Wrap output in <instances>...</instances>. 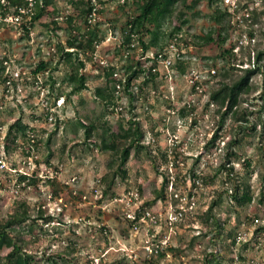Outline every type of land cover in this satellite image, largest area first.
I'll use <instances>...</instances> for the list:
<instances>
[{
    "label": "rangeland",
    "instance_id": "1",
    "mask_svg": "<svg viewBox=\"0 0 264 264\" xmlns=\"http://www.w3.org/2000/svg\"><path fill=\"white\" fill-rule=\"evenodd\" d=\"M134 1L97 0L101 9L94 29L101 41L93 53L98 59L122 73L132 58H149L174 39L178 48H186L173 68L172 89L158 78L143 84L134 101L122 92L114 98L118 114L94 95L96 88L111 92L110 72L98 59L78 51L86 89L73 94L68 76L76 60L72 65L59 61L58 46L67 50L70 36L66 18L81 30L87 24V14L77 16L80 5L76 9L69 0H50L55 19L44 16L30 35L20 27L0 32V58L7 59L9 77V83L0 81V153L7 166L0 170V220L27 211L30 218L16 229L23 232L18 238L34 264H51L48 258L53 264H264V114L258 115L264 67L228 115L223 117L226 105L210 103L214 91L242 74L237 65L250 59V46L243 48L239 41L253 37L255 54L264 48V0L195 5L185 0L157 24L135 32L134 51L121 52V31L128 17L138 14ZM207 36L212 43L202 40ZM39 62L47 63L45 73L34 72ZM143 62L152 64L147 58ZM194 75L202 83L199 94L193 92ZM15 121L26 126L25 137L17 127L10 129ZM90 124L95 129L86 139L82 126ZM119 125L138 127L142 148L130 151L124 179L111 181L115 157L101 149L100 137L108 129L104 138L111 142L110 132H118ZM229 149L236 155L232 171L225 165ZM22 172L35 183L20 181ZM236 186L238 194L249 187V204H236ZM130 190L140 195L135 213L152 212L157 224L145 220L134 229L125 218V206L116 200ZM180 206L183 219L170 232L165 219ZM164 236L168 241L157 254L144 248L147 243L155 248ZM9 251L8 245L0 251V264Z\"/></svg>",
    "mask_w": 264,
    "mask_h": 264
},
{
    "label": "trees",
    "instance_id": "2",
    "mask_svg": "<svg viewBox=\"0 0 264 264\" xmlns=\"http://www.w3.org/2000/svg\"><path fill=\"white\" fill-rule=\"evenodd\" d=\"M71 5H74L76 9H79L81 6V10L79 9V12L77 16L80 18H83L86 14L90 12V1L89 0H69ZM193 4H198L201 0H191ZM9 5L11 6H20L24 3V0H7ZM185 2V0H135L134 3H136V10L138 11V14L134 17H128V20L125 24L124 30L121 31L120 38L123 39V42L117 45V48L122 52L123 49L127 48L130 51H134V47L130 48L129 45L134 40V33H140V30L145 27L146 24H157L159 18H163L166 15L170 14L173 10V8L181 3ZM51 2L50 0H38L35 8L34 13L31 18V21L27 23H23L21 25L22 31H25L26 34L29 35L30 29L36 23L37 21H40L44 16L51 15L50 17L52 19L56 18L57 11L53 10L50 6ZM78 5H80L78 7ZM67 26L69 27V37L66 40V49L61 46H58V53H59V61L69 63L72 65V58L74 57L76 60V64L72 67V72L68 76V80L70 83L74 85L72 89V94L78 91H81L83 89H86V76L85 74L81 73V71L84 69L85 63L80 59H78V51H84L85 54H88L85 50L89 51L91 55L93 54L96 44L101 41L98 37V30L94 29L95 25L89 27L86 23L85 28L82 27V30L79 28L76 23H73V18L67 17L66 18ZM53 24V23H52ZM55 25V24H53ZM91 28V29H90ZM80 29V30H79ZM52 31H55L52 27ZM178 30V28H177ZM202 40L205 42V44H210L213 42V39L210 36H207L205 38H202ZM222 41V39H221ZM224 41V40H223ZM223 43V42H222ZM55 52V49L53 50ZM255 63L253 68H248L245 70H242V74L238 76L236 79L231 81L230 83L223 84L219 89L214 91L210 96V103L217 104L220 107H224L226 105L225 111L223 113V117L228 115L229 111L232 107H235L237 104V98L245 94L249 87L253 86L250 82L252 79L255 78L256 75H259L261 73V68L264 67V64L261 63L264 60V48L257 50L255 49ZM224 53H229L231 50H224ZM54 54V53H53ZM92 58V57H91ZM93 59V58H92ZM94 60V59H93ZM144 60H139L138 58H132L129 60L126 65L124 66V69L122 74L124 75L125 81L122 83V92L126 94V96L133 100L135 99V94L140 89V87L143 86V84H146L147 82H153L157 79V75L152 73L151 69L153 68V65H145L143 62ZM6 64L7 59L2 57L0 58V81L2 83H5L8 81V73H6ZM47 67L46 62H39V64L36 66L34 72L35 73H45ZM104 71L110 72L109 78L111 79V92L107 93L101 88H96L94 95L96 98L101 100L106 108H110L111 111L113 110L115 114L120 113L117 108L114 106V101L118 95L116 94V85L117 81L113 77V73L115 71L113 66L106 67ZM182 71V70H181ZM4 73L5 76L3 75ZM143 81L140 84V79ZM139 80V81H138ZM262 91L260 93L259 99L261 101L260 110L258 111V115L264 114V78L262 79L261 83ZM107 93V94H106ZM117 100V99H116ZM130 123V122H129ZM132 124V123H130ZM13 126L10 127H17L20 133L23 137H25L26 132V126L22 125L20 121H15V123L12 124ZM84 128V134L85 138L89 139L92 131L95 129L94 124H90L89 126H82ZM255 126H253L254 128ZM9 129V130H10ZM108 130V129H106ZM104 129L103 134H101V149L103 151H111L114 155V159L112 160L110 166H109V175L111 177V181L115 180L117 177H120L121 179H124L125 177V166L126 163L130 157V151L134 148L136 150H139L142 148L141 145V139L143 137V134L141 130L138 127L132 128L131 126L127 128H123L122 125H119V131L118 132H110L109 138L112 139L111 142L106 141L104 138V133L106 131ZM264 134V131H263ZM8 138L11 136V132H8ZM217 137V133H215L214 136L211 137L207 145H211L214 140ZM123 141V144L121 143L118 145V140ZM235 153L232 152L230 149L227 150L225 154V165L229 166V171H232V168H230V163L233 157H235ZM225 165L222 166V168L225 167ZM229 177V176H228ZM34 177H29L25 175H20L19 180L24 181L28 180V183L30 185H33L35 183ZM239 188L238 186L233 188L232 192V198L239 206H245L249 204L252 200V195L250 193L249 187H246L243 189V192L241 194H238ZM140 196V195H139ZM162 191L157 194V197H162ZM216 201L214 200L208 207V210L206 212V217H211V212L214 206L216 205ZM42 217V216H40ZM30 218L27 211L23 210H16L12 214L8 216V218L4 221L0 220V251L8 245L10 247V251L8 254L4 257L5 264H34L33 258L30 257L25 251H24V245L22 241L18 238V236H22L23 232H20V230L16 229L18 226H20L22 223H25ZM42 219V218H41ZM46 220V219H45ZM33 224L29 225V228L31 229L33 227ZM264 229V227H262ZM48 262L53 264L51 259H47Z\"/></svg>",
    "mask_w": 264,
    "mask_h": 264
},
{
    "label": "built area",
    "instance_id": "3",
    "mask_svg": "<svg viewBox=\"0 0 264 264\" xmlns=\"http://www.w3.org/2000/svg\"><path fill=\"white\" fill-rule=\"evenodd\" d=\"M91 7L90 12L87 14L86 17V23L89 27L96 24V21L99 18V11L101 9V6H99L97 0H89ZM121 5L125 2V0H117ZM38 0H24V3L20 6H11L7 2V0H0V32L7 30V28H17L20 27L23 23H29L31 21V18L34 13V8L37 4ZM30 35V34H29ZM110 37V36H109ZM111 38V37H110ZM123 42V39L120 38L118 41V45ZM240 45L243 48L246 46H250L249 51V61H247L244 64H238L237 67L240 69V72L242 70L253 68L255 63V52L253 50L255 39L243 37L240 41ZM130 48L134 47V44L131 43L129 45ZM238 47V46H237ZM186 46L181 45L180 48L177 47L175 39L174 41H171L166 47L161 49L159 52L155 54H151L148 58V56H145L144 58H141V60L150 59V62L153 65V68L151 69L152 73L157 75V79L160 78L164 80L165 82H169L171 84L170 89H172V83H174V71L173 68L177 61H182L183 55H184V49ZM234 51V50H233ZM93 59L97 60L98 56L96 53L92 54ZM99 66L106 68L108 67V62L102 58L98 59ZM211 75H215L216 71L215 69H212L209 71ZM113 77L117 81L116 85V94L120 95L122 94V83H124L125 78L122 73H118L114 71ZM201 78V76H200ZM193 82V92L196 94H199L202 92V83L199 80V76L194 75V78L192 79L191 83ZM6 83H9L8 81ZM61 99V98H60ZM57 100L58 106L61 105V100ZM63 100V99H62ZM1 109V107H0ZM172 114L174 112H171ZM52 118L49 116L48 120L50 121ZM176 139V138H175ZM7 169L5 158L0 153V170ZM21 175H27L26 173L22 172ZM174 197L177 199L178 196L175 194ZM119 202H122L125 206V218L133 225L134 229H138V224L140 222L148 221L153 224H157L158 218L155 217L152 212L144 210L143 212L135 213L133 210V207L136 206V204L139 202L140 196L139 192L137 190H130L126 194H123L120 198H117ZM179 199V198H178ZM181 202L182 199H179ZM187 204V203H185ZM191 207V203L189 205ZM183 209L181 206L177 210H172L171 213L168 214V217L166 220V227L168 231H173L174 226L177 222L181 221L183 219ZM160 217V216H159ZM168 240H166V236L162 238V240L157 242V245L155 248H150L151 244L147 243V245L144 247L147 251H149L150 254L154 253L157 254L159 250H162ZM97 262V260H95Z\"/></svg>",
    "mask_w": 264,
    "mask_h": 264
}]
</instances>
